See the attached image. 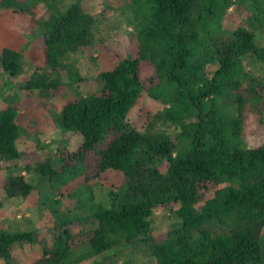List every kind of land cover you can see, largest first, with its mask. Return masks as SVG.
<instances>
[{
  "label": "trees",
  "instance_id": "trees-1",
  "mask_svg": "<svg viewBox=\"0 0 264 264\" xmlns=\"http://www.w3.org/2000/svg\"><path fill=\"white\" fill-rule=\"evenodd\" d=\"M41 2L51 7L49 0H1L0 7L24 16ZM103 3L131 13L136 50L99 73L98 91L64 104L60 127L82 136L81 149L63 157L58 168L41 165L40 175L54 192L110 170L123 178V188L111 189L106 203L88 198L89 217L99 223L82 237L91 252L142 242L155 264H264V144L246 148L243 142L246 113H264V82L249 80L245 86L251 77L244 65L249 55L264 63V47L257 45V34L264 32V0ZM95 22L78 3L46 20L45 64L55 69L68 55L91 46ZM21 58L12 50L0 55L11 77L20 73ZM60 85L35 74L24 89ZM142 98L163 105L157 119L179 129L174 140L166 133H140L129 124ZM17 117L13 105L0 110V171L3 161L22 156ZM32 190L24 176L8 182L11 197L26 198ZM171 204L178 205L180 227L165 239L155 238L151 217ZM50 209L59 231L50 262L71 264L78 243L70 229L74 213L60 199ZM35 238L33 232L0 228V260L12 264V247Z\"/></svg>",
  "mask_w": 264,
  "mask_h": 264
},
{
  "label": "rangeland",
  "instance_id": "rangeland-1",
  "mask_svg": "<svg viewBox=\"0 0 264 264\" xmlns=\"http://www.w3.org/2000/svg\"><path fill=\"white\" fill-rule=\"evenodd\" d=\"M49 3L51 7L48 8L46 3L41 2L32 10V15L24 16L0 7V55L4 50H12L22 56L21 70L16 77H11L0 61V110L10 105L17 108V122L21 130L17 147L22 152L21 158L1 164L0 228L37 235L32 243H17L12 247V264H51L48 252L53 249L55 238L59 235L55 228V215L50 209L56 199L61 200L63 208L67 206L76 215L72 214L70 224L72 238L78 242L73 247L74 260L71 264H155L147 245L142 242L129 247L115 246L105 253L91 252L83 244L82 237L99 226L89 217L88 198L94 197L96 202L106 203L111 189L116 191L125 185L115 171L110 170L89 181L80 177L58 192L52 191L39 173L41 165L50 163L58 168L63 157L76 154L81 149L82 136L60 127L59 118L64 104L98 91L99 73L133 54L137 47V31L129 11L109 10L103 0H49ZM72 3H78L94 15L95 39L91 46L68 55L61 66L53 69L45 64L42 56L44 25L46 20L57 12H63ZM257 45L264 47V32L257 34ZM244 65L251 77L245 86L249 80L254 84L264 82V63L249 55L245 57ZM35 74L59 80V89H24ZM261 110L263 113L264 109ZM162 111L160 102L142 98L132 109L129 124L140 133H166L174 140L179 129L157 119ZM243 140L246 148L264 144V113L262 116L253 114L251 110L246 113ZM18 176H24L33 186L26 198L23 195L11 197L7 192L11 177ZM177 208L178 205L171 204L154 211L151 222L155 238L165 239L180 227ZM0 264L5 263L0 260Z\"/></svg>",
  "mask_w": 264,
  "mask_h": 264
}]
</instances>
